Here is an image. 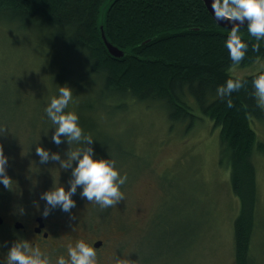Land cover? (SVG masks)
<instances>
[{
	"label": "rangeland",
	"instance_id": "rangeland-1",
	"mask_svg": "<svg viewBox=\"0 0 264 264\" xmlns=\"http://www.w3.org/2000/svg\"><path fill=\"white\" fill-rule=\"evenodd\" d=\"M33 27L0 20V126L7 128L0 145L13 180L11 190L0 183V215L30 221L33 215L43 216L47 206L44 222L53 234L71 231L106 239L101 264H115L127 255L136 264H235L233 225L239 198L231 190L227 165L219 160V129L198 110L189 130L186 123L171 126L166 109L156 103L129 102L117 115L98 112V125L83 128L93 139L87 146L93 148V158L114 159L120 174L127 176L121 186L123 201L102 209L81 197L77 186L72 196L76 206L69 212L46 205L41 194L58 183L67 190L71 169L64 171L51 160L40 164L35 148L64 159L68 147L78 145L68 146L64 137L60 145L51 141L54 126L44 109L55 96L52 89L65 84V78L77 96L73 93L74 104L90 96L91 80L84 77L77 84L78 69L85 72L79 52ZM263 68L264 59L233 66L230 73L243 77ZM251 126L264 144V121L251 119ZM253 161L257 207L250 256L251 264H264V150L255 146ZM0 234L20 236L4 226Z\"/></svg>",
	"mask_w": 264,
	"mask_h": 264
},
{
	"label": "trees",
	"instance_id": "trees-1",
	"mask_svg": "<svg viewBox=\"0 0 264 264\" xmlns=\"http://www.w3.org/2000/svg\"><path fill=\"white\" fill-rule=\"evenodd\" d=\"M0 20L19 28L35 26L79 52L85 72L78 69L77 84L89 78L90 96L70 103L67 111L76 112L84 130L98 125L102 114L117 115L137 103L160 104L171 126L186 123V130L196 124V110L207 116L219 129V160L227 165L231 190L239 198L233 225L235 264H251L257 207L253 153L255 146L264 150L251 126V119L264 121L252 81L264 68L243 77L230 73L236 66L225 46L230 29L216 23L203 0H0ZM100 26L107 40L123 51L121 57L108 52ZM240 34L248 51L237 66L263 60L264 40L253 51L257 41L247 25ZM234 78L244 87L231 96L217 95V88ZM65 81L52 89L55 96L70 83Z\"/></svg>",
	"mask_w": 264,
	"mask_h": 264
},
{
	"label": "clouds",
	"instance_id": "clouds-1",
	"mask_svg": "<svg viewBox=\"0 0 264 264\" xmlns=\"http://www.w3.org/2000/svg\"><path fill=\"white\" fill-rule=\"evenodd\" d=\"M211 8L217 22L227 20L232 25L225 46L233 65H239L248 51V44L240 34V25H243L245 21H247L248 34L257 41L252 49L259 51V41L264 40V0H212ZM252 84L255 89L254 95L258 98V106L264 108V72L258 74ZM242 87L244 84L241 80L234 78L228 79L216 91L219 96H231ZM72 101L73 89L68 85L60 86L58 95L53 96L44 109L54 126L51 141L60 145L61 137H64L68 146L73 144L78 146L68 147L64 159H61L57 152L50 154L44 147L35 148L40 164H47L51 160L58 162L60 169L64 171L71 169L68 189L65 190L64 186L58 183L43 192L41 199L45 200L48 206L60 205L63 211L69 212L76 206L72 196L76 193L77 186H81L80 195L89 203L97 204L102 209L114 207L124 199L121 186L126 183L127 176L120 174L114 159L93 158L94 150L87 146L93 143L92 137L84 134L76 112L67 111ZM227 106L229 108L233 106L231 99L228 100ZM6 131V127L0 126V134ZM8 159L4 154L3 145H0V183L11 190L13 180L6 172ZM73 161L76 162L74 167ZM47 215L46 206L43 216L47 217ZM124 257L116 258L115 264H136L129 255ZM3 264H51V261L38 246H33L27 240H17L9 247ZM56 264H98L97 250L91 242L79 239L68 246L67 258L64 255L59 256Z\"/></svg>",
	"mask_w": 264,
	"mask_h": 264
},
{
	"label": "flooded vegetation",
	"instance_id": "flooded-vegetation-1",
	"mask_svg": "<svg viewBox=\"0 0 264 264\" xmlns=\"http://www.w3.org/2000/svg\"><path fill=\"white\" fill-rule=\"evenodd\" d=\"M38 217H42L43 224L40 227L37 221ZM16 223H20L19 227H16ZM0 226L8 227L16 232L20 233V236H3L0 234V264L6 260L7 252L12 243L17 240L29 239V242L33 246H38L42 252L49 258L51 264H56V260L59 256L64 255L67 258V248L70 244H74L79 239H84L87 242H91L92 245L97 250V260L98 264L103 261L104 251H105V241L104 237L99 235H85L80 236L76 233L69 231L67 234L63 235L61 232L52 233L47 229L44 222V216L33 215L30 221L25 219H19L16 217H11L6 219L5 216L0 215ZM94 233V232H93ZM43 258V257H42Z\"/></svg>",
	"mask_w": 264,
	"mask_h": 264
},
{
	"label": "water",
	"instance_id": "water-1",
	"mask_svg": "<svg viewBox=\"0 0 264 264\" xmlns=\"http://www.w3.org/2000/svg\"><path fill=\"white\" fill-rule=\"evenodd\" d=\"M204 1V4L205 6L207 7L208 11L210 12L211 16L213 17V19L215 20L214 18V13H213V10L211 8V4H212V0H203ZM216 21V20H215ZM216 23L226 29H230L231 28V23L228 22L227 20H224V21H220V22H217ZM245 25H247V21H245V23L243 25H240L241 28H243ZM100 30H101V37H102V40L108 50V52L114 56V57H121L123 55V51L120 50L117 46L113 45L112 43H110L106 36H105V33L102 29V26H100ZM37 221L39 222V226L41 227L42 224H43V219L42 217H38L37 218ZM20 226V223H16V227H19Z\"/></svg>",
	"mask_w": 264,
	"mask_h": 264
},
{
	"label": "bare ground",
	"instance_id": "bare-ground-1",
	"mask_svg": "<svg viewBox=\"0 0 264 264\" xmlns=\"http://www.w3.org/2000/svg\"><path fill=\"white\" fill-rule=\"evenodd\" d=\"M89 75V74H88Z\"/></svg>",
	"mask_w": 264,
	"mask_h": 264
}]
</instances>
